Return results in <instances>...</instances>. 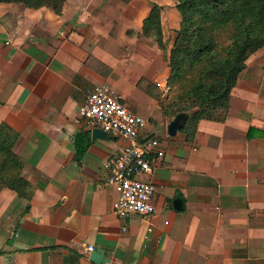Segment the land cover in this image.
<instances>
[{
    "label": "crops",
    "instance_id": "1",
    "mask_svg": "<svg viewBox=\"0 0 264 264\" xmlns=\"http://www.w3.org/2000/svg\"><path fill=\"white\" fill-rule=\"evenodd\" d=\"M154 5L165 51L142 35ZM176 5L67 0L58 16L0 4V125L19 133L14 153L35 189L29 203L0 190V264H264V47L247 60L224 122H199L193 142L170 137L161 99L181 24ZM102 85L146 119L141 137L164 153L142 177L158 187L147 222L119 220L117 192L103 186L109 159L128 142L94 139L79 120Z\"/></svg>",
    "mask_w": 264,
    "mask_h": 264
},
{
    "label": "trees",
    "instance_id": "2",
    "mask_svg": "<svg viewBox=\"0 0 264 264\" xmlns=\"http://www.w3.org/2000/svg\"><path fill=\"white\" fill-rule=\"evenodd\" d=\"M67 0H0L33 10L51 9L61 16ZM180 29L169 56L167 81L171 100L163 113L188 115L181 133L193 142L199 122H224L231 94L246 62L264 47V0H177ZM143 36L165 51L161 7L154 5L143 21ZM19 133L0 125V190L9 189L28 203L34 187L23 176V164L14 153ZM80 148V146H79ZM87 146L80 149L81 156ZM30 210L27 204L25 212Z\"/></svg>",
    "mask_w": 264,
    "mask_h": 264
},
{
    "label": "built area",
    "instance_id": "3",
    "mask_svg": "<svg viewBox=\"0 0 264 264\" xmlns=\"http://www.w3.org/2000/svg\"><path fill=\"white\" fill-rule=\"evenodd\" d=\"M80 119L86 120L92 129H100L128 142L124 149L109 159L106 165L108 176L103 186L113 187L117 192L113 210L119 220L126 221L131 215H136L143 222L149 221L155 212L158 187L142 177L153 173L164 153L156 138L141 143L145 139L141 134L147 125L146 119L129 110L119 93L108 85L98 86L88 93L79 110ZM122 231L126 233L127 226H123ZM94 249L86 246L84 252L91 253ZM107 264L117 263L111 261Z\"/></svg>",
    "mask_w": 264,
    "mask_h": 264
},
{
    "label": "water",
    "instance_id": "4",
    "mask_svg": "<svg viewBox=\"0 0 264 264\" xmlns=\"http://www.w3.org/2000/svg\"><path fill=\"white\" fill-rule=\"evenodd\" d=\"M188 120V115L185 114V113H180L178 115H176L169 123L168 127H167V132H168V135L170 137H176L177 134L179 132H181L185 125H186V122ZM92 136L93 138H100V137H107L108 134L103 132L102 130L100 129H95L93 130L92 132ZM152 138V136L150 137H146L145 139H142L141 140V143H145L147 142L148 140H150ZM174 205H175V209L176 210H179V206L181 205V201L180 200H176L174 202Z\"/></svg>",
    "mask_w": 264,
    "mask_h": 264
},
{
    "label": "rangeland",
    "instance_id": "5",
    "mask_svg": "<svg viewBox=\"0 0 264 264\" xmlns=\"http://www.w3.org/2000/svg\"><path fill=\"white\" fill-rule=\"evenodd\" d=\"M168 94V96H165L163 99H161V100H163V102H162V104H164V105H167L168 103H170L169 101L171 100V97H172V94H170L169 92L167 93ZM173 119V118H172ZM151 126H154V129H155V127H156V125L154 124V123H151ZM157 215V211H156V209H155V212H154V214L153 215H151V219H153V218H155V216ZM132 216H136V215H131L130 217H132ZM129 217V218H130Z\"/></svg>",
    "mask_w": 264,
    "mask_h": 264
}]
</instances>
